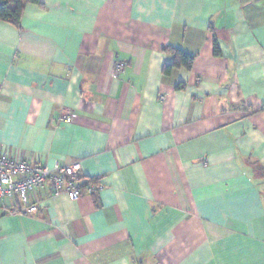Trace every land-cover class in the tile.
<instances>
[{"label":"crops","instance_id":"1","mask_svg":"<svg viewBox=\"0 0 264 264\" xmlns=\"http://www.w3.org/2000/svg\"><path fill=\"white\" fill-rule=\"evenodd\" d=\"M38 1L0 21V153L103 188L0 214V264H264V0Z\"/></svg>","mask_w":264,"mask_h":264},{"label":"built area","instance_id":"2","mask_svg":"<svg viewBox=\"0 0 264 264\" xmlns=\"http://www.w3.org/2000/svg\"><path fill=\"white\" fill-rule=\"evenodd\" d=\"M124 63H116L115 73L123 70ZM69 115L64 117L70 122ZM56 196L66 195L77 200L85 193L94 194L103 188L97 180L82 181L78 165L55 164L52 168L40 163H28L17 160L7 153H0V214L18 212L32 214L36 212V203L31 202V194L46 189ZM11 201L15 208L9 206Z\"/></svg>","mask_w":264,"mask_h":264},{"label":"trees","instance_id":"3","mask_svg":"<svg viewBox=\"0 0 264 264\" xmlns=\"http://www.w3.org/2000/svg\"><path fill=\"white\" fill-rule=\"evenodd\" d=\"M27 3L40 4L38 0H0V21L17 25L22 16L24 7ZM163 51L168 54H171L173 57V60L170 64L163 65V75H169L175 68L182 67L187 70L191 69L194 60V55L169 45L165 46L163 48ZM213 53L215 56L221 55V52L217 47L216 43H214ZM184 86L185 85L183 83H179L176 86V89H184ZM252 168L259 176L263 174L262 171H264V168L261 165L257 163H252Z\"/></svg>","mask_w":264,"mask_h":264}]
</instances>
